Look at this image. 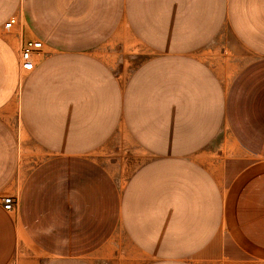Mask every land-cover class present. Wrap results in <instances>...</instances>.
Wrapping results in <instances>:
<instances>
[{
	"label": "crops",
	"instance_id": "obj_1",
	"mask_svg": "<svg viewBox=\"0 0 264 264\" xmlns=\"http://www.w3.org/2000/svg\"><path fill=\"white\" fill-rule=\"evenodd\" d=\"M122 32L147 53L125 79L100 51ZM120 130L144 156L125 182L97 157ZM23 133L45 155L25 174ZM207 250L264 264V0H0V264H218Z\"/></svg>",
	"mask_w": 264,
	"mask_h": 264
},
{
	"label": "rangeland",
	"instance_id": "obj_2",
	"mask_svg": "<svg viewBox=\"0 0 264 264\" xmlns=\"http://www.w3.org/2000/svg\"><path fill=\"white\" fill-rule=\"evenodd\" d=\"M229 38L230 35L226 33V31H222L206 48V52L209 54H221L224 50V40ZM231 39L233 41L232 43H234L232 36ZM231 49L237 50V47L232 46ZM100 51L103 53L106 60L110 62L116 74L123 79L127 78L147 55L146 50L141 45L134 42L126 32H122L118 38H111L109 42L100 48ZM30 73L31 72L24 73L22 71V80L25 81ZM5 113L7 116H10V118H8L10 126H12L14 130L20 131L18 113L16 116L14 107L5 110ZM222 138L223 134L202 151L203 162L209 166H213L214 162L217 164V161L222 158ZM97 157L101 159L105 169H108L118 177L119 182H125L127 176L133 173L144 160V156L141 154L140 150L133 144L123 130H120L104 145ZM44 158L45 155L43 152L23 133L24 174L33 169ZM109 244L114 247H119V258L126 259L127 240L123 232H118ZM217 256L218 253L207 250L200 254L199 259L206 262L211 258H216V263L219 264L220 262H218Z\"/></svg>",
	"mask_w": 264,
	"mask_h": 264
},
{
	"label": "built area",
	"instance_id": "obj_3",
	"mask_svg": "<svg viewBox=\"0 0 264 264\" xmlns=\"http://www.w3.org/2000/svg\"><path fill=\"white\" fill-rule=\"evenodd\" d=\"M17 24V18L12 17L7 23L6 28L12 29ZM43 49V44L41 41L28 40L23 43L21 53H20V65L24 73L32 72L35 68V56L41 52ZM4 209L8 212L13 211L15 207L14 198L11 196L5 197L3 199Z\"/></svg>",
	"mask_w": 264,
	"mask_h": 264
}]
</instances>
